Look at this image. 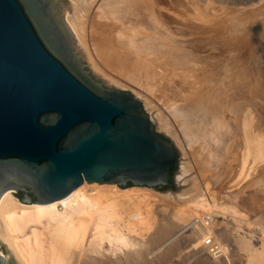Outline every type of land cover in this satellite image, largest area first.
Listing matches in <instances>:
<instances>
[{"label":"bare ground","instance_id":"bare-ground-1","mask_svg":"<svg viewBox=\"0 0 264 264\" xmlns=\"http://www.w3.org/2000/svg\"><path fill=\"white\" fill-rule=\"evenodd\" d=\"M57 1L59 16L63 21L64 28L73 36V50L76 51V56L80 57L74 33L79 43L84 45L87 53H89V46L92 48L90 52L95 59H100L106 68L124 78V81L127 80L133 87L143 90L142 92L148 94L150 99L157 95V90H155L157 84L158 87L163 84L166 86L164 88L170 89V91L176 88V81L173 78L176 71L182 70L184 74L193 77L194 80L187 86L188 96H184L180 92L181 101L178 100L180 94L173 90L177 94L179 103L172 102L173 105H171L169 112L174 115V120L179 123H177L179 129L173 127V123L163 113L162 115L158 113L159 119H157L170 134L176 146L182 149H185V143L181 135L187 136H185L186 145H189L188 142L192 144L196 140L199 130L203 128L204 130L213 128L218 132L223 129L225 131L230 129L228 127L229 120L224 116V113L229 114L231 112L232 116L228 115L231 117V122L233 116L235 119L239 116L241 110L238 107L242 106L235 104L239 95L237 90L241 91L239 93L244 92L245 99L252 97V100H256L259 97V86L264 83L260 77L264 73V64L259 63L258 66L261 72L258 74L260 78L254 76L253 71L251 73L246 71L247 74L244 73L246 75L239 73V81L232 80V76L229 77V71L232 70L233 66L229 69L227 65L226 54L228 49L241 50L246 45L245 41L247 43L249 39L241 41L237 37L238 42H236V35H233L231 39H235L236 44L233 42L232 46L228 45V40V42L223 40H216L215 42L212 31L219 29H215V27L218 28V25L210 22L211 16L207 15V7L198 10L192 4V0H71L72 3L69 4V8L72 7V11H70L69 16L65 17L66 4H63L62 0ZM91 13L92 23H89ZM219 20L218 22H220ZM87 30L91 45H88V39L85 40ZM237 31L236 33L240 32V30ZM227 34L229 33L224 32L223 35L228 38ZM231 39L229 38L230 41H232ZM251 40L253 39L251 38ZM247 48L249 47L247 46ZM234 53L236 52H233V55L237 54ZM228 55L230 56V53ZM261 57H264V54ZM234 67H236V63ZM234 73L236 74V72ZM172 74L174 75L172 76ZM182 78L184 79V76ZM159 79L163 82H160ZM111 80L116 86L122 84L115 78L112 79L111 77ZM230 81L232 84L228 83ZM247 83L248 85H245ZM149 104L152 105L153 113L157 111L155 104L151 102ZM252 110L251 108L246 110L241 120L238 118L240 122L235 131H230L229 136L227 133L226 136L220 133L226 149L238 154L240 158L235 185L237 188L252 175L251 170L254 166L264 163V125L260 120H256ZM192 126L197 130L190 133L188 129ZM187 127L189 128L187 129ZM230 162L232 160H228L226 163L227 170L231 167ZM207 164V159H205L203 167L209 169ZM186 174H179V183L183 182ZM262 179V175L258 176L255 180L246 183L243 189L253 188L256 185L262 187L264 184ZM115 185L114 183L83 182L60 200L28 205L18 201L12 195V191H6L0 196V239L7 244L22 264H69L75 255L79 260V257L85 255L86 252H96V249L102 246L104 242L109 245V253L110 251L111 253L121 251L126 257L125 259H131L132 254L128 252L140 241L135 242L128 235L122 233L117 224L119 214L117 210L120 209L128 213V221L124 226L126 229L131 227L130 223L134 222L140 226L139 230L144 231L142 214L138 211L130 213L131 205L140 203L137 192L140 191L141 193L143 190L135 187L133 190L136 192L135 194L134 192H124L117 188L118 185H116L117 187ZM196 188L199 187L196 186ZM200 189L196 190L195 194L184 200L183 203L187 208L191 207L192 210L196 211L201 209L204 212L203 209L209 208H214L217 211L211 213L212 215L209 214L210 212H206V215L210 216L206 222L197 218L198 220L192 219L190 223L188 222L190 214L187 210L178 212L176 218L180 222L186 223L179 235L191 230L198 237V243L214 256L213 264H220L221 260H229L230 252L227 246L232 245L230 241L232 235L230 236L231 229L229 226L222 231H213L211 227L214 224V217L212 216L239 218L240 222L246 224L243 231H247V233H242L243 236L247 237V234H254L256 236L255 243L260 244L258 250L253 249L254 252H251L252 249L249 250L246 264H264V220L250 221L242 215L243 213L235 210L236 207L233 205L241 196V192L225 197L226 203H231L232 206L231 204L218 206L216 203L218 196L209 184L203 191ZM193 191L191 189L189 194H193ZM248 223L254 224L255 227H249ZM159 232L158 234H160ZM173 239L175 237L169 239L165 245ZM198 243L195 245L198 246ZM241 244L242 246L239 243L241 248L246 246ZM247 246L250 248V244L247 243ZM76 251L77 254L74 253ZM140 252L141 250L136 251V254ZM1 255L7 260L3 254ZM227 264H231V262Z\"/></svg>","mask_w":264,"mask_h":264},{"label":"water","instance_id":"water-1","mask_svg":"<svg viewBox=\"0 0 264 264\" xmlns=\"http://www.w3.org/2000/svg\"><path fill=\"white\" fill-rule=\"evenodd\" d=\"M180 157L131 93L85 71L57 0H0V196L49 203L83 182L174 189Z\"/></svg>","mask_w":264,"mask_h":264},{"label":"rangeland","instance_id":"rangeland-1","mask_svg":"<svg viewBox=\"0 0 264 264\" xmlns=\"http://www.w3.org/2000/svg\"><path fill=\"white\" fill-rule=\"evenodd\" d=\"M62 2L63 4H66L65 7L66 10L64 9V16L67 17L70 15V11H72L71 10L72 7L69 8V4L72 2L71 0H62ZM192 4H194V6H196L198 10L200 9L203 10L205 7H207L206 8V11L208 12L207 15L211 16L209 18L210 22L218 25L217 26L218 28L215 27V29H219V30L212 31V35L214 36L215 42L216 40H221V41L228 40L230 42L229 43L227 41L228 45L232 46V43L235 42V39L234 40L231 39L233 35H236V42H238L237 40L238 38L241 41H245L243 39H249V41L247 40V43L245 41L246 45H244L243 46L244 48H242L241 50L233 51L232 48L228 49V53L226 54L227 63H228L227 65L229 66V69L232 68L233 66L232 70L229 71L230 73L229 77L231 78L232 76V80L239 81L238 80L239 73L244 74L246 73V71L248 73H251L253 71L252 73L254 74V76L258 77V74L259 73L261 74L260 68L258 67L259 63L264 64V57H261L264 54V0H204V1L192 0ZM91 15L92 13L89 15V21H90V22L88 21L89 23H92ZM218 20L220 22H218ZM226 27L228 29H231L229 30L230 32ZM220 29L223 30L221 31ZM237 30L238 31L240 30V32H238ZM236 31L238 33H236ZM224 32L229 33L227 34L229 36L228 38L227 36L223 35ZM88 36H89V32L87 30L85 40L88 39L87 43L88 45H91V40L90 37ZM74 37L77 45V50L80 55L79 60L84 66V69L89 74V76L96 83L100 84L104 88L112 87L118 91L131 93L135 98V100L141 103L150 123L152 124L154 129L159 133V135H161V137L162 136L166 137L172 142L173 145L176 146L170 134L163 128V125L160 124V121H158L157 119H159L158 115L159 114L162 115L163 113V115L169 118V121L173 123L172 124L173 127L175 128L177 127V129H179L178 126L179 123L176 120H174L173 118L174 115H172L169 112V110L171 108V105H173L171 104L172 102L178 104L179 101L182 100L180 99L182 95L188 96L189 90L187 89V86L188 84L192 83V81L194 80L193 77L191 78L187 74H184V71L182 70L176 71L175 75L172 74V76L174 75L173 78L176 81V86H175L176 88H173L174 92L176 91V93L178 92V94L180 95L182 93L181 96L180 95L178 96L179 99L177 97V94L174 93L173 90L170 91V89L168 90L167 88L165 89L164 87L166 86H164L163 84H161L159 87L157 86L158 84L155 85L156 87L155 90H157L156 91L157 95L155 96V98L153 97L152 99H150L151 97L149 98L148 94L142 92L143 90L138 89L135 86L133 87L132 84L130 85L127 82V80L124 81L125 80L124 78L118 76L117 74H114L113 72H111V70L106 68V66L103 64V62L100 59H95L90 52L92 48L89 46H88L89 53H87L84 48V45L79 43L75 33H74ZM229 38L232 41H230ZM251 38L253 40H251ZM236 42L234 44H236ZM247 46L249 48H247ZM74 52L76 53L75 50ZM233 52H236L237 54L234 53L236 55H233ZM229 53L230 56L228 55ZM235 63H236V67H234ZM100 67L104 70H102ZM257 68H259V71H257ZM233 71L236 72V74L237 73L238 74L236 75ZM231 73L233 74L231 75ZM105 74H110V75H105ZM183 76L184 79L182 78ZM233 76L234 77L236 76V78H234ZM111 77L112 79L114 78L117 79L122 84L116 86L115 84H113ZM260 77L263 79L264 82V73L261 74ZM121 79L123 80L121 81ZM159 80L160 82H163L161 79ZM126 82L127 84H124ZM228 83L232 84L231 81ZM261 84L262 85L259 86L258 89L259 97L256 100H252V97L250 99L247 98L245 99L244 92L239 93L241 91L237 90L239 95L237 96L236 99L237 102L235 104L236 105L241 104L242 106V107L239 106L240 108L238 107V109L241 110V112H239L240 114L237 117V119L239 118L241 120L242 115L245 114L246 110L251 108V110L253 109L252 111L256 117V120L257 119L260 120V122H262V124L264 125V83ZM122 85H124V87H122ZM245 85H248V83ZM237 91L235 90V92ZM230 93H232V91H230ZM243 99L244 101H242ZM149 102L155 104L156 107L158 108V109L156 108L157 111H155L154 113H153V109L151 108L152 105L150 106ZM228 115L232 116L231 112H229V114H227L226 112L224 113V116H226L229 120L228 127L230 129L227 131L223 129L222 131L218 132V130H213V128L211 129L207 128V130H204L203 128L202 130H199L198 136H196L195 138L197 141L193 140L194 142L192 144L188 142L189 145H186L187 144L186 141L187 139L185 138L186 135L182 136L180 133L185 143L184 145L185 149L176 146V148L181 153V157H180L174 189H167V188L150 189L147 187H138L140 190H143L141 191V193L140 191L137 192V194L139 193L138 200L140 201V203L131 205L130 213H134L138 211L139 213L142 214L144 221L143 223L145 227L144 231L139 230L140 226L136 225L134 222L130 223L129 225L131 227L126 229L124 226L125 224H127L126 221H128V215H127L128 213H125L120 209L117 210V212H119L117 224L119 228L122 230V233L128 235L130 239L135 240V242L140 241L139 243L136 244V246L130 249L131 250L130 252H128L132 254L131 259L128 260L125 259L126 257L123 256L122 254L123 252L121 251H116L113 253H111L110 251L109 253L108 252L109 245L107 242H104L102 246L96 249V252L94 253L86 252L85 255L79 257V260L77 258V255H75L70 260L69 264H213L214 256H212V253L209 254L207 249L203 245L201 246V244L198 243V237H196V235H194V233L191 230H187L186 232L179 235V233H181V230L182 228H184L186 223H182L176 218L178 212L182 210H187L190 214L188 218L189 223L191 222L192 219L196 220L197 218L200 219V221L202 219L203 222H206V220L210 218L209 215L208 216L206 215L207 214L206 212L208 213L210 212L209 214L211 213L213 214L217 211L214 208H213L214 210L211 208L203 209L204 212L201 209L196 211V210H192L191 207L187 208V206L183 203L184 200H187L190 198V196L194 195L195 194L194 192H196V190H199L201 188L200 190L203 191L207 186V184H209L210 187L213 189V192L217 194L218 200L216 203H218V206H220L221 204L230 205L231 203H226L225 197H227L228 195H234L238 192L240 194L241 192V196L243 195L241 200H240L241 196H239L237 200L234 202V205L231 204V206L233 205L234 207H236L235 210L240 211V213H243L242 215L246 216V218L250 221L256 219L257 220L261 219L263 221L264 220V184H262V187L256 185L253 188H249L245 190L243 189V187L246 185V183L255 180L260 175H262L263 178L262 180H264V163L254 166L253 170H251L252 175L249 178H247V180L244 181L240 187L238 188L235 187L240 158L238 154H235L234 152H231L226 149L227 147H225L226 145L225 146L223 145L224 141L222 135L220 136V133H223L224 136H226L227 134L229 136L231 130L232 131L236 130L240 120L233 118L234 117L233 116L231 122V117ZM188 128L189 127H187V129ZM188 130L190 133H193V131L196 132L197 129H194L192 126ZM218 158L219 160L217 161ZM205 159H207V163H208L207 165L209 169L203 167V161ZM228 160H232V162H230L231 167L227 170L226 163ZM212 161L213 162L215 161V163H213ZM222 162L224 163L221 164ZM181 173L182 174L187 173V174L183 182L181 181L179 183L178 176ZM196 186L199 188H196ZM117 188L124 192H134L136 194V192L133 191L135 188L133 186L127 188H119V187ZM191 189L194 190L193 194H189ZM12 195L16 198V195L14 193H12ZM240 213L238 212V214ZM212 217H214V222H213L214 224L212 223L213 226L211 227L213 231L215 230L222 231V229H225L228 226L231 229L230 236L232 235V237H230L231 238L230 241L233 247L232 245L227 246V249L230 252L228 257L229 260L227 261L226 259L221 260L220 264H227L229 262H231V264H246L245 262L246 257L250 253L249 250L251 249L256 250L260 245V244H256L254 241L256 236L254 234H247L249 237L248 236L245 237V235L243 236L244 233H247V231H243L244 230L243 228H246L245 227L246 224L240 222L239 218L237 219L231 217L229 218V216H221V215H215ZM248 224L249 227H255L254 224H250V223ZM247 230L249 229L247 228ZM157 231L158 232L160 231L159 232L160 234H158ZM174 237L175 239H173V241L165 245V243L168 242L169 239L171 240ZM196 243H198V246L195 245ZM239 243L240 246H242L241 243H243V245L246 246H243L244 248H241L239 246ZM247 243L250 244L249 246L250 248H247L248 247ZM163 245L165 246L162 247ZM244 249L246 252L244 251ZM140 250H141L140 252L141 255L140 253L136 254V251H140ZM251 252H254V250ZM0 253L3 254L4 257L7 259L8 264H22L14 256V254L8 248L7 244L1 239H0ZM74 253L77 254V251Z\"/></svg>","mask_w":264,"mask_h":264},{"label":"flooded vegetation","instance_id":"flooded-vegetation-1","mask_svg":"<svg viewBox=\"0 0 264 264\" xmlns=\"http://www.w3.org/2000/svg\"><path fill=\"white\" fill-rule=\"evenodd\" d=\"M15 194H16V198H17L18 200H20V201H21L25 196H29V197L32 199V201L35 200V198L33 197V195L30 194L29 192L18 191V192H16Z\"/></svg>","mask_w":264,"mask_h":264},{"label":"trees","instance_id":"trees-1","mask_svg":"<svg viewBox=\"0 0 264 264\" xmlns=\"http://www.w3.org/2000/svg\"><path fill=\"white\" fill-rule=\"evenodd\" d=\"M175 165H176V163H175ZM175 165H174V167H173V169H172V171H171V177H172V175H173V173H174V171H175ZM130 186H131L130 184L127 185V187H130Z\"/></svg>","mask_w":264,"mask_h":264}]
</instances>
